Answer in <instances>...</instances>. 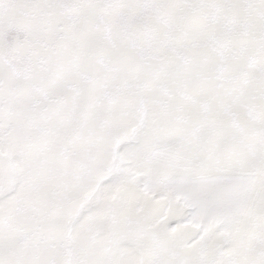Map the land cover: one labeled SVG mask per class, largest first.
Masks as SVG:
<instances>
[{"label":"snow or ice","instance_id":"snow-or-ice-1","mask_svg":"<svg viewBox=\"0 0 264 264\" xmlns=\"http://www.w3.org/2000/svg\"><path fill=\"white\" fill-rule=\"evenodd\" d=\"M0 264H264V0H0Z\"/></svg>","mask_w":264,"mask_h":264}]
</instances>
